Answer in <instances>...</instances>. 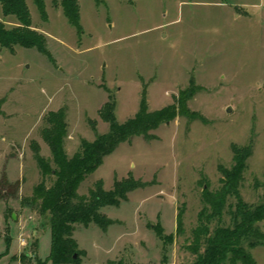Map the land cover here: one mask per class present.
I'll return each mask as SVG.
<instances>
[{"label":"rangeland","instance_id":"374dc122","mask_svg":"<svg viewBox=\"0 0 264 264\" xmlns=\"http://www.w3.org/2000/svg\"><path fill=\"white\" fill-rule=\"evenodd\" d=\"M77 2L78 28L51 0H45L46 19L27 0L31 25L45 34L51 59L34 48L0 47V179L4 172L19 183L17 198L0 196V237L25 239L14 256L21 261L22 254L32 255L36 230L37 256L44 260L49 253V226L20 205L41 180L30 142L37 141L52 163L40 135L49 111H65L70 157L81 140L108 130L98 111L108 95L119 122L141 102L156 110L184 99L194 118L177 116L153 130V140L134 136L119 144L80 183L79 194L99 179L109 190L131 173L145 186L118 207L100 208L113 220L106 231L91 223L78 225L73 236L84 253L81 264H192L186 247L202 194L219 187L220 169L232 165L234 147L251 148L240 199H264V0ZM4 19L7 26L15 22ZM235 202L230 197L227 206ZM156 228L171 234V241L164 242ZM250 253L264 264V245Z\"/></svg>","mask_w":264,"mask_h":264},{"label":"trees","instance_id":"16d2710c","mask_svg":"<svg viewBox=\"0 0 264 264\" xmlns=\"http://www.w3.org/2000/svg\"><path fill=\"white\" fill-rule=\"evenodd\" d=\"M51 1L54 6L61 8L71 25L76 28L80 26L77 0ZM33 3L40 17L46 19L45 0H33ZM0 7L3 17L0 19V47L9 50H13L15 46L34 48L51 59L45 34L31 25L27 0H0ZM7 17L15 19L12 26H7L4 19ZM98 111L100 118L108 123V130L97 134L92 141L81 140L78 151L70 157L64 149L67 122L63 108L49 111L40 131L42 140L50 150L52 163L41 155L37 141L30 142L41 180L34 186L31 196L21 197L20 205L36 212L45 220L50 231V250L44 260L40 259L36 253L37 238L34 237L31 243L32 255L22 254L21 264H30L26 260L28 255L32 256L31 264H81L84 253L73 236L77 226L87 228L93 223L106 231L113 220L100 212V208L118 207L127 200L130 191L142 188L145 183L134 179L129 173L127 177L115 180L109 190L104 189L103 181L99 179L87 194H79L77 189L80 183L119 144L130 142L134 136H141L147 141L153 140L155 134L152 131L177 116L194 118V114L186 108L184 99L156 110H149L141 102L139 110L132 117L119 122L115 115V101L108 95ZM250 153L249 146L234 147L232 165L220 169L219 187L204 190V205L198 213V225L192 229L191 239L186 247L194 256L192 264H256L250 249L264 245V199L248 204L239 197ZM18 188L19 183L8 181L2 172L0 196L4 199L17 198ZM230 197L236 198L233 207L227 206ZM226 207L229 222L223 224L222 215ZM8 230L9 226L6 228ZM155 232L164 242L172 239L171 234H163L160 228H156ZM4 241L7 253L10 238L5 236Z\"/></svg>","mask_w":264,"mask_h":264},{"label":"crops","instance_id":"0c3cea01","mask_svg":"<svg viewBox=\"0 0 264 264\" xmlns=\"http://www.w3.org/2000/svg\"><path fill=\"white\" fill-rule=\"evenodd\" d=\"M0 10H1V8H0ZM2 18L3 17L1 16L0 19H2ZM8 23L14 24L12 20H10ZM38 235H39V233H37V231L34 230L33 236L37 238V246L39 243V236ZM16 240H18V241H15V238L12 235V241L10 243L9 249H8L7 253H5L6 249H7L6 243H5L4 239H2V237H0V246L2 243L5 245L4 248H2V251H0V264H21L19 258L14 259V256H15V253L20 249L21 242H24L25 239L24 238L21 239V237H20V238H17ZM49 240H50V237H49ZM49 248H50V244H49ZM46 264H50V263L47 262Z\"/></svg>","mask_w":264,"mask_h":264}]
</instances>
